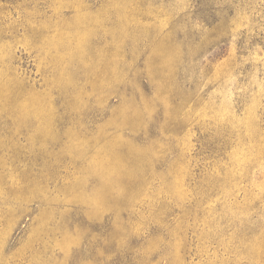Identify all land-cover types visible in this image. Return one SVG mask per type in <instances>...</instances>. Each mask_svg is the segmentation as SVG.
<instances>
[{
  "label": "rangeland",
  "instance_id": "1",
  "mask_svg": "<svg viewBox=\"0 0 264 264\" xmlns=\"http://www.w3.org/2000/svg\"><path fill=\"white\" fill-rule=\"evenodd\" d=\"M0 264H264V0H0Z\"/></svg>",
  "mask_w": 264,
  "mask_h": 264
}]
</instances>
